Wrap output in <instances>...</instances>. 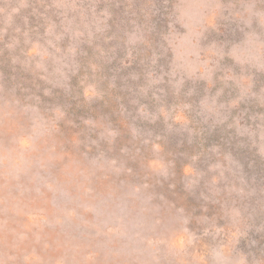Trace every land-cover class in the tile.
<instances>
[{
	"label": "rangeland",
	"instance_id": "1",
	"mask_svg": "<svg viewBox=\"0 0 264 264\" xmlns=\"http://www.w3.org/2000/svg\"><path fill=\"white\" fill-rule=\"evenodd\" d=\"M0 264H264V0H0Z\"/></svg>",
	"mask_w": 264,
	"mask_h": 264
}]
</instances>
